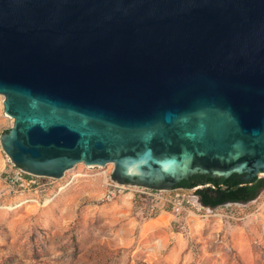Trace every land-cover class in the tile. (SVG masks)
<instances>
[{"label": "water", "instance_id": "water-1", "mask_svg": "<svg viewBox=\"0 0 264 264\" xmlns=\"http://www.w3.org/2000/svg\"><path fill=\"white\" fill-rule=\"evenodd\" d=\"M0 95L2 152L27 174L249 182L264 174V0H0Z\"/></svg>", "mask_w": 264, "mask_h": 264}, {"label": "rangeland", "instance_id": "rangeland-1", "mask_svg": "<svg viewBox=\"0 0 264 264\" xmlns=\"http://www.w3.org/2000/svg\"><path fill=\"white\" fill-rule=\"evenodd\" d=\"M2 101L0 135L13 124ZM5 160L0 146V264H264V188L210 209L185 189L191 202L176 215L133 192L103 199L111 164L40 179L49 184L33 198L8 194Z\"/></svg>", "mask_w": 264, "mask_h": 264}, {"label": "built area", "instance_id": "built-area-1", "mask_svg": "<svg viewBox=\"0 0 264 264\" xmlns=\"http://www.w3.org/2000/svg\"><path fill=\"white\" fill-rule=\"evenodd\" d=\"M3 180L6 184V188L8 190V194H19L22 197L26 195H31L30 197H36L38 194L42 193L46 189V186L49 184L48 181L44 182L40 179H50L44 177H38L34 175H30L25 173L20 167L13 164L7 157L5 160V164L2 170ZM106 177V190L104 193L105 200L111 201L116 196L124 194L125 192H133L137 196H141L150 200L151 202H158V201H165L171 204V208L174 214L178 215L184 210V204L191 202V199L188 198L186 193L182 191L185 189L174 188L173 190L169 191L172 194L171 199H168L165 194L167 191H158V190H151L136 186H131L129 184H119L114 182L110 179V176ZM208 185H206L207 187ZM203 186H198L194 189V193L197 189L202 188ZM191 190V189H186ZM192 198L196 200V197L199 200V197L195 195ZM200 202V200H199ZM228 204V203H226ZM225 205V204H224ZM202 209H210L211 207L207 208L208 206H203L201 203L199 205ZM215 208V207H214Z\"/></svg>", "mask_w": 264, "mask_h": 264}, {"label": "trees", "instance_id": "trees-1", "mask_svg": "<svg viewBox=\"0 0 264 264\" xmlns=\"http://www.w3.org/2000/svg\"><path fill=\"white\" fill-rule=\"evenodd\" d=\"M239 177V175L233 174L228 178L213 179L208 175L196 174L189 177L193 180L192 182L188 183L187 180H182L177 187L193 189L203 186L195 193L203 206L211 208L226 203L251 201L264 188V178L255 177L251 181L245 182L241 181ZM206 185L208 186L206 187Z\"/></svg>", "mask_w": 264, "mask_h": 264}, {"label": "flooded vegetation", "instance_id": "flooded-vegetation-1", "mask_svg": "<svg viewBox=\"0 0 264 264\" xmlns=\"http://www.w3.org/2000/svg\"><path fill=\"white\" fill-rule=\"evenodd\" d=\"M187 180V182L188 183H190V182H192L193 180H191V179H186ZM182 182V181H181ZM181 182H179V183H177L175 186H174V188H179V189H182V188H180V187H177V186H179V184L181 183Z\"/></svg>", "mask_w": 264, "mask_h": 264}, {"label": "bare ground", "instance_id": "bare-ground-1", "mask_svg": "<svg viewBox=\"0 0 264 264\" xmlns=\"http://www.w3.org/2000/svg\"><path fill=\"white\" fill-rule=\"evenodd\" d=\"M105 180H106V178H105ZM62 189H63V188H62ZM62 189H61V190H62ZM193 200L195 201V199H193ZM158 224H159V222H158ZM158 244H159V243H158Z\"/></svg>", "mask_w": 264, "mask_h": 264}]
</instances>
